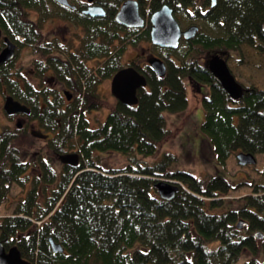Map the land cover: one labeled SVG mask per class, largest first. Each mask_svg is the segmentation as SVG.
Returning <instances> with one entry per match:
<instances>
[{
    "label": "trees",
    "instance_id": "trees-1",
    "mask_svg": "<svg viewBox=\"0 0 264 264\" xmlns=\"http://www.w3.org/2000/svg\"><path fill=\"white\" fill-rule=\"evenodd\" d=\"M123 1L97 0L105 15L92 17L54 0H0L4 32L11 39L23 37L19 47L32 46L40 55L34 60L37 73L48 66L64 86L35 91L30 84L12 79L14 72L7 63V93L30 108L28 119L53 130L47 144L58 161L68 151L78 156L76 165L63 163L56 173L38 153L28 171V162L12 144L19 135L4 130L0 207L11 183L23 187L29 182L31 187L10 215L0 218V242L5 250L16 248L23 264H264V90L247 86L233 100L207 67L211 54L225 56L243 48L264 62V0H214V5L212 0H136L147 20L167 4L179 22L199 24V29L176 49L154 46L166 67L162 77L146 64L130 61L146 80L145 87L137 90L136 104L114 98L104 119L90 127L84 111L106 105L96 92L99 82L124 67L120 59L125 44L149 40V23L138 29L115 22ZM49 4H54L56 16L83 28L77 49L70 43L60 51L65 59L50 55L48 47L39 44L38 30L28 17L30 11H37L41 21L36 25L41 27L52 18ZM56 45L49 46L55 50ZM94 59L98 64L89 68L87 62ZM187 82L209 88L201 97L200 130L217 164L225 167L227 159L239 153L261 156L257 182L235 183L221 174L196 177L172 169L177 156L170 152L152 163L143 161L156 155L170 133L164 111L186 109ZM66 89L70 100L64 95ZM105 151L119 153L127 162L106 167L99 158ZM159 180L177 185L173 198L158 196L153 185ZM241 183L249 187L248 193L228 198ZM240 220L244 225L237 227ZM256 232L263 237L257 238ZM49 239L63 251H53Z\"/></svg>",
    "mask_w": 264,
    "mask_h": 264
},
{
    "label": "rangeland",
    "instance_id": "rangeland-1",
    "mask_svg": "<svg viewBox=\"0 0 264 264\" xmlns=\"http://www.w3.org/2000/svg\"><path fill=\"white\" fill-rule=\"evenodd\" d=\"M79 1L85 0H70V2L73 4H77V2ZM95 2L98 3L97 0ZM97 5L101 6V4L99 3ZM138 6L139 12L141 14L140 5L138 4ZM49 10L52 13V20H55L52 21L50 20V18H47L42 23L41 28L44 31L45 36L50 38L52 35H54L59 39L65 38L64 41H68V45L71 43V47L77 49L81 36H83L82 25L80 23H75L66 19L65 21L63 20L64 18L58 17V15L56 16V10L52 8V6ZM141 16L145 20V26L147 23H149V19L147 20V16H143L142 14ZM174 16L178 21L181 29H185L191 25L189 23L179 22L177 14H174ZM28 17H31L32 20L36 22L41 21V15H39L37 11H30ZM144 26L138 29H142L144 28ZM182 40L183 38L180 39L179 45ZM154 46L155 45H152L150 42V36L148 41H140L138 42V44L127 43L123 48L124 50L121 55L120 63L123 64V68L133 67L132 65L128 64L132 60H135L139 63H145L146 58L150 55L157 56L156 52L154 51ZM56 55L65 59L66 54L56 53ZM222 56L226 62L229 71L235 78V81L240 84L241 88L246 89L247 86L249 87L253 85L257 88L264 90V62L261 56H257L253 53V51L245 50V48L242 49L241 53L234 51L229 53V55ZM39 57L40 55L38 52H33L32 46L28 45L21 47L18 51L16 58L9 62L11 63L10 69H12V71L14 72L12 77L19 79L21 84H30L32 89L35 91L41 89L42 87L44 88V86H49L51 88H63L64 86L62 87V84L60 82H56L53 78L50 77L51 73L49 72L45 74H39L36 72L32 73V70L35 69L34 60H38ZM209 57L207 58V61ZM97 64L98 62L95 59L87 62V65L91 66L89 68H92ZM126 64L127 66H125ZM111 78L112 77L101 80L96 87V92L98 96H100L104 100L107 106L104 105L99 109L89 108L84 111V118L88 121L90 127L97 126L98 122L104 119V116L106 115L109 106H111L114 102V97L110 92ZM186 87L188 98L186 109L177 113H170L168 111H164L163 114L166 120V127L170 133L166 137L165 141L162 142V145L157 148L156 155L153 157H146L143 161L147 163H152V161L156 160L158 156L160 157L162 153L170 152L177 156V160L171 165L172 169L181 168L191 172L196 177H205L206 175L211 174H221L228 178L231 182L235 183H239L242 180L257 182L263 164L261 156H256L255 163L251 164L252 166H255V169H253L252 166L250 167L248 165L247 167H245V165L239 166L236 161V158L233 156L227 159L225 167H221L219 164H217L214 151L211 145H209L210 143L207 137L200 130V123L204 119V108L201 103V97L209 91V88L207 85H204L202 83L190 82H187ZM66 91L70 93V90L66 89ZM18 102L20 101L18 100ZM20 103L23 104L22 102ZM25 106L29 108L27 105ZM15 122L16 120L13 123L7 120L8 129H12V127L14 128ZM28 124L33 126V130H35L34 132L36 133L29 132V128H27L20 131L18 139L12 141L13 146H16L18 148L22 161L28 162L27 165L31 166L29 162L33 161V157L35 156L37 151H41V155H44L46 158H49L51 166L56 171V173H59L62 170V162L58 161V156H54L52 152L48 149V144L44 137L42 138L39 136V134H37L39 131L43 134L46 133V135H49V138H51L54 136L53 130H47L39 126L35 119H27L26 126ZM72 154V152L68 151L66 153L61 154L60 157L64 158L67 155ZM99 158L102 161V165L112 168L124 166L127 162L124 156L114 151L102 152L99 154ZM75 159L77 164L78 156ZM66 163H68L69 165H75L70 163V161ZM165 181L171 182L169 180ZM10 187L11 190L9 196L7 197V199L2 201V206L0 207V218L3 216L10 215L9 213L12 212L13 207L18 203L19 200H21L26 195L28 189L31 186L29 182L26 183L23 187L13 182L10 184ZM248 191L249 187L244 183H241L235 191L230 193L228 198L241 196L245 193H248ZM11 249H15L17 251V249L14 247ZM19 257L21 262L23 263L20 254Z\"/></svg>",
    "mask_w": 264,
    "mask_h": 264
},
{
    "label": "water",
    "instance_id": "water-1",
    "mask_svg": "<svg viewBox=\"0 0 264 264\" xmlns=\"http://www.w3.org/2000/svg\"><path fill=\"white\" fill-rule=\"evenodd\" d=\"M62 4L68 5L67 0H56ZM89 2L92 0H88ZM214 0H212V5ZM85 14L90 16H103L104 9L100 5H91L83 10ZM115 21L125 27L141 28L144 26L145 20L139 12L138 2L136 0H125L114 16ZM150 23V42L152 45L176 49L179 45L181 38L188 40L192 38L198 31L197 25H190L185 29H181L178 21L176 20L173 10L167 4H164L159 9L154 11L149 16ZM13 46L9 43L7 47L0 54V62L6 61L12 58ZM147 63L152 71L157 76H164L166 67L164 62L156 57L151 56L147 59ZM207 67L214 77L215 81L223 88L226 94L231 99H238L241 95V86L235 81V78L229 71L226 62L221 54L210 55L207 61ZM146 85L145 78L138 73L133 67H125L118 70L111 78L110 91L111 94L121 103L125 105H134L137 102L136 91L140 87ZM66 98L70 99V94L64 91ZM4 111L8 115L15 113L29 114V109L13 100L11 97H7L3 106ZM264 114V111H263ZM77 154L67 155L63 158V161L76 164ZM236 159L240 165L253 164L255 158L251 154L239 153L236 155ZM160 198L169 200L173 198L178 187L171 182L159 180L154 183ZM244 223L240 220L237 222V227H242ZM257 238H262L260 232H256ZM51 248L53 251L62 252L63 249L60 245L55 244L49 239ZM0 264H23L20 260L19 254L15 249L6 251L0 242Z\"/></svg>",
    "mask_w": 264,
    "mask_h": 264
},
{
    "label": "flooded vegetation",
    "instance_id": "flooded-vegetation-1",
    "mask_svg": "<svg viewBox=\"0 0 264 264\" xmlns=\"http://www.w3.org/2000/svg\"><path fill=\"white\" fill-rule=\"evenodd\" d=\"M55 1V0H54ZM70 1V0H69ZM96 0L92 1V2H88L87 0L85 1H79L77 2V4H73L76 7H79L81 8V11L83 9H85L88 5H91V4H98L95 2ZM56 2V1H55ZM57 4L59 5H62L58 2H56ZM50 6H52V8H55L54 4H49ZM79 5V6H78ZM64 6V5H62ZM2 13V8L0 7V14ZM50 20H52V18H50ZM55 19H53L52 21H54ZM65 20V19H63ZM30 21H32V23L34 24V27L38 30V33H39V36H40V39L38 40L39 44L44 47V46H47L48 47V50H49V54L53 55V53H55L54 55H56V53H61L62 50H64L65 46L68 44V41H64L65 38H62V39H59L57 38L56 36L52 35L50 38L49 37H46L45 36V33L44 31L42 30L41 27H37L36 25V21L30 19ZM49 21V20H48ZM66 21V20H65ZM23 37H21L20 35H15L13 36V38L11 39L5 32L4 30L2 29V27L0 26V54L2 53V51L7 47V45L10 43L12 46H13V55H12V58L9 59V60H6V61H1L0 62V143L2 141H4V130L8 128V124H7V120L10 121L11 123H13L15 120V124H14V128L12 127V130H15V133L20 135V131L24 130V129H27L29 128V132L31 133H36L34 132L35 130H33V126L32 125H27V119H28V116L29 115H25L23 113H15L13 115H8L4 112L3 110V106H4V102H5V99L10 96L7 94V87H6V83L4 82L5 78H6V72H5V68H6V64L9 63L10 61L14 60V58H16L17 54H18V51L20 50L21 47H24V46H21L19 47V43H23ZM52 42H55L57 43L58 45H56V49L54 50V46L53 47H50V43ZM53 49V50H52ZM61 51V52H60ZM64 54V53H62ZM147 59V58H146ZM41 62V61H40ZM130 63V62H129ZM128 63V64H129ZM141 63V62H140ZM146 64V62L144 63ZM43 71L42 73L45 74V73H51L50 77L54 79V81L58 82L56 79V76L54 75L53 73V70L48 67V66H43ZM33 72L32 73H37V70L36 68L34 70H32ZM12 79H17V78H13L11 77ZM48 79V77H47ZM243 89V88H242ZM5 91V92H4ZM16 128V129H15ZM40 137L43 138L47 141L48 138H49V135H46V133H41L38 131V133ZM50 139V138H49ZM38 153H41V151H37L36 152V156ZM35 156V157H36ZM42 156V155H41ZM4 157L1 155L0 156V159L2 160ZM43 158L47 161H49V158H46L45 156H43ZM60 159L62 160V158L60 157ZM62 162V161H60ZM51 163V162H49ZM63 163H61L62 167H63ZM28 171H30L32 168V166H28ZM6 170V167L5 169ZM4 185H6V183H4Z\"/></svg>",
    "mask_w": 264,
    "mask_h": 264
}]
</instances>
